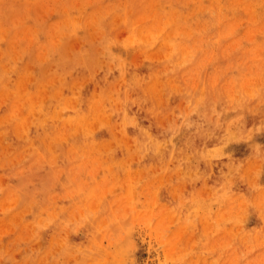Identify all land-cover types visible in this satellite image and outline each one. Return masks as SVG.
<instances>
[{
    "label": "rangeland",
    "instance_id": "rangeland-1",
    "mask_svg": "<svg viewBox=\"0 0 264 264\" xmlns=\"http://www.w3.org/2000/svg\"><path fill=\"white\" fill-rule=\"evenodd\" d=\"M0 264H264V0H0Z\"/></svg>",
    "mask_w": 264,
    "mask_h": 264
}]
</instances>
